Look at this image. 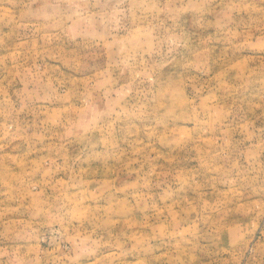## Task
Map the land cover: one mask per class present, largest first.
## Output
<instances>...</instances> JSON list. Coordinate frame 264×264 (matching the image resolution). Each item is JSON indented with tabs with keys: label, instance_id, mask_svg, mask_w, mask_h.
<instances>
[{
	"label": "rangeland",
	"instance_id": "rangeland-1",
	"mask_svg": "<svg viewBox=\"0 0 264 264\" xmlns=\"http://www.w3.org/2000/svg\"><path fill=\"white\" fill-rule=\"evenodd\" d=\"M0 264H264V0H0Z\"/></svg>",
	"mask_w": 264,
	"mask_h": 264
}]
</instances>
